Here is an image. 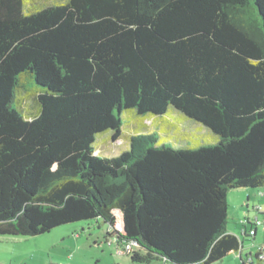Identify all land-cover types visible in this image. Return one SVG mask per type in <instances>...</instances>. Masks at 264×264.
Returning a JSON list of instances; mask_svg holds the SVG:
<instances>
[{
  "label": "trees",
  "instance_id": "16d2710c",
  "mask_svg": "<svg viewBox=\"0 0 264 264\" xmlns=\"http://www.w3.org/2000/svg\"><path fill=\"white\" fill-rule=\"evenodd\" d=\"M173 109L216 141L163 142ZM238 188H264V0H0V236L102 218L133 262L219 264L264 228L227 230Z\"/></svg>",
  "mask_w": 264,
  "mask_h": 264
},
{
  "label": "rangeland",
  "instance_id": "374dc122",
  "mask_svg": "<svg viewBox=\"0 0 264 264\" xmlns=\"http://www.w3.org/2000/svg\"><path fill=\"white\" fill-rule=\"evenodd\" d=\"M146 122L153 125L152 131L156 132L163 142L176 147L187 146L194 140L201 143L216 141V136L210 129L174 109L171 114L164 116L163 120L159 119L158 124H154L152 119ZM107 138L108 135L98 142L97 137V153L115 156L129 147L124 145V142H112ZM263 193L264 188H238L229 191V232L241 234L243 221L247 216L250 219L255 217L256 206H261L264 213ZM108 229L109 224L99 218L63 224L37 236H0V264H144L133 262L127 254L131 247L119 248L115 238L107 235ZM245 243L247 246H254L251 248L252 252L259 246H264V228L259 226L255 239L248 238ZM150 264L164 262L154 261ZM219 264L242 263L239 259L232 261L229 258ZM254 264L259 263L256 260Z\"/></svg>",
  "mask_w": 264,
  "mask_h": 264
},
{
  "label": "crops",
  "instance_id": "0c3cea01",
  "mask_svg": "<svg viewBox=\"0 0 264 264\" xmlns=\"http://www.w3.org/2000/svg\"><path fill=\"white\" fill-rule=\"evenodd\" d=\"M259 218V219H262V220H264V214H259L258 216H257V213H256V215H255V217L253 218V219H250L248 216H247V218H249L251 221H254L255 219H257V218ZM251 228V226L249 227V229ZM258 233H259V227H257V229H256V234H255V237L258 235ZM2 237V236H1ZM255 237H254V239H255ZM251 246V247H250ZM246 245V243H244V245H243V247H241V249L239 250V251H235V252H232L229 256H227L222 262H225V260L226 259H229V258H231V260L232 261H236V260H240V256H242V257H245L247 254H249V253H252V254H254L257 250H258V248L260 247H258V248H256L255 250H254V252H252V247L254 248V246H252V244L251 245ZM164 264H167L166 262H164Z\"/></svg>",
  "mask_w": 264,
  "mask_h": 264
},
{
  "label": "built area",
  "instance_id": "2783aa9c",
  "mask_svg": "<svg viewBox=\"0 0 264 264\" xmlns=\"http://www.w3.org/2000/svg\"><path fill=\"white\" fill-rule=\"evenodd\" d=\"M259 224H261V222H258ZM116 227L119 229V231H122V225H121V222H117V224H116ZM246 231V230H245ZM244 231V232H245ZM248 234H250V235H253L254 233H255V229L254 228H251L250 230H247L246 231ZM131 246L130 245H128L127 246V248H130ZM258 256H257V258L259 259V260H261L262 262H264V246H260L259 248H258ZM254 257L253 256H251V257H249L248 258V261L249 262H251V261H253L254 259H253Z\"/></svg>",
  "mask_w": 264,
  "mask_h": 264
},
{
  "label": "water",
  "instance_id": "95a60500",
  "mask_svg": "<svg viewBox=\"0 0 264 264\" xmlns=\"http://www.w3.org/2000/svg\"><path fill=\"white\" fill-rule=\"evenodd\" d=\"M165 262H166V263H169V264H174V263H172V262H169V261H167V260H165Z\"/></svg>",
  "mask_w": 264,
  "mask_h": 264
}]
</instances>
